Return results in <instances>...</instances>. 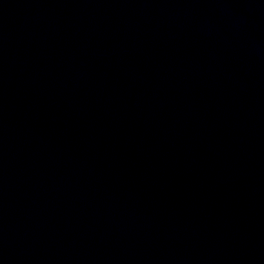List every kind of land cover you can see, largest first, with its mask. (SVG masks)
I'll return each mask as SVG.
<instances>
[{"label":"water","instance_id":"obj_1","mask_svg":"<svg viewBox=\"0 0 264 264\" xmlns=\"http://www.w3.org/2000/svg\"><path fill=\"white\" fill-rule=\"evenodd\" d=\"M0 264H264V0H0Z\"/></svg>","mask_w":264,"mask_h":264}]
</instances>
